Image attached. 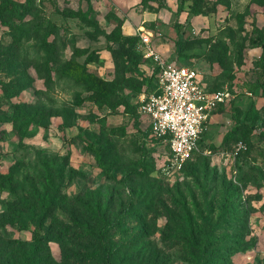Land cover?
Returning a JSON list of instances; mask_svg holds the SVG:
<instances>
[{
    "label": "rangeland",
    "instance_id": "374dc122",
    "mask_svg": "<svg viewBox=\"0 0 264 264\" xmlns=\"http://www.w3.org/2000/svg\"><path fill=\"white\" fill-rule=\"evenodd\" d=\"M179 3L185 11L176 15ZM190 4L90 0L96 28L72 16L86 14V0H33L20 42L0 20V264L22 263L48 202L32 264H264V93L255 86L264 0H204L198 15ZM115 27L136 39L150 32L163 58L229 93L207 124L208 153L170 174L164 144L145 136V122L139 132L130 124L151 62L121 71L108 46ZM179 37L205 42L180 51ZM70 58L102 81L94 96L103 105L61 77ZM234 109L252 129H233ZM90 145L103 151L108 176Z\"/></svg>",
    "mask_w": 264,
    "mask_h": 264
},
{
    "label": "built area",
    "instance_id": "2783aa9c",
    "mask_svg": "<svg viewBox=\"0 0 264 264\" xmlns=\"http://www.w3.org/2000/svg\"><path fill=\"white\" fill-rule=\"evenodd\" d=\"M138 49L151 62L155 87L142 91L138 111L152 137L168 145L164 174L181 169L193 154H207L199 145L214 109L226 101L228 91H208L197 70L163 58L151 46V33L140 34Z\"/></svg>",
    "mask_w": 264,
    "mask_h": 264
},
{
    "label": "trees",
    "instance_id": "16d2710c",
    "mask_svg": "<svg viewBox=\"0 0 264 264\" xmlns=\"http://www.w3.org/2000/svg\"><path fill=\"white\" fill-rule=\"evenodd\" d=\"M89 3L87 8V12L85 15H82L78 12H72V16H78L83 19L88 25H92L96 28H99V25L96 21L91 19L88 15L90 14L92 7L90 5V0H86ZM204 0H191V4L189 9L187 10L189 15H198L201 14L204 10L202 7V2ZM143 4L149 2V0H141ZM33 0H0V20L2 23H5L9 27V32L13 37V40L16 42H20L23 37H26L29 33L28 26L32 22V17L30 16L32 10ZM185 11L183 5L179 3L176 15ZM177 27H180L178 23H176ZM52 31H48L44 38L42 39V47L45 49L46 53H50V48L47 44V37L51 34ZM107 38L109 41L114 44V46H109L111 51L113 60L117 67L121 69V71H125V68H128L127 71L133 73L138 65L143 61L148 59H144L142 53L138 49L139 39H136L134 36H124L121 32L120 27H115L112 31L107 33ZM260 46L262 47L261 55L257 60V69H258V78L256 80L255 86L259 87L264 93V28L260 32L259 35ZM204 38L196 37L192 39L184 40L182 37H179L177 40V46L179 47L180 51H187L192 50L195 48H199L202 43H204ZM46 70L48 72L51 70V67L46 63ZM60 75L62 78H66L70 80L75 86H79L87 91H92L93 95L98 92L100 89V83L102 82L97 76L93 73L89 72L84 63L77 61L74 58H70L60 65ZM155 87L154 84V76L152 74L148 75L145 80V85L142 91H151ZM208 91H215L209 90ZM98 94V93H96ZM91 99L98 103L99 105H103L106 101L104 98L100 97L99 95H95L94 97H90ZM77 104L82 103V99L79 96H75ZM219 104L213 111V113L218 110L222 105ZM139 101L137 104L131 105V118L130 124L131 127L135 129L136 132L140 131V121H145L144 118L138 111ZM212 113V114H213ZM237 109H234L233 116L234 118V130L244 129V132L249 131L253 128L254 125L252 124H245L239 121L236 117ZM144 134L148 136L150 134L149 126H146ZM143 130V129H142ZM206 133V132H205ZM203 134L201 140L199 141L200 147L203 149L202 139L205 136ZM152 137V136H151ZM156 142L164 144L162 141L152 137ZM166 149L165 158L169 154V148L167 144H164ZM91 152L95 155V161L97 167H99L106 176H108V166L104 163L103 158L104 154L103 151L95 148L93 146L88 147ZM193 156L198 157L202 156L201 153H195ZM52 206V202H48L45 206H42V214H40L37 218V224L32 230V244L28 251L22 254V263L21 264H32V259L34 255L39 251L40 245L42 244V237H41V229L43 225V218L46 216L48 210ZM101 227L98 231V237L105 247L106 250L109 248V243L105 240L106 237V230H107V223L103 217H100ZM189 227H191L190 220L188 221ZM26 229V227H23Z\"/></svg>",
    "mask_w": 264,
    "mask_h": 264
},
{
    "label": "crops",
    "instance_id": "0c3cea01",
    "mask_svg": "<svg viewBox=\"0 0 264 264\" xmlns=\"http://www.w3.org/2000/svg\"><path fill=\"white\" fill-rule=\"evenodd\" d=\"M211 118V117H210Z\"/></svg>",
    "mask_w": 264,
    "mask_h": 264
}]
</instances>
